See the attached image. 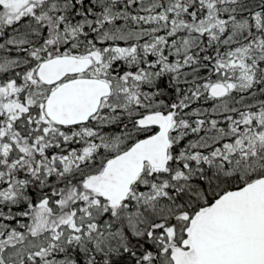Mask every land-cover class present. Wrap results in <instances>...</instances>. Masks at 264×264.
I'll use <instances>...</instances> for the list:
<instances>
[{"label":"snow or ice","instance_id":"obj_1","mask_svg":"<svg viewBox=\"0 0 264 264\" xmlns=\"http://www.w3.org/2000/svg\"><path fill=\"white\" fill-rule=\"evenodd\" d=\"M0 264H264V0H0Z\"/></svg>","mask_w":264,"mask_h":264}]
</instances>
